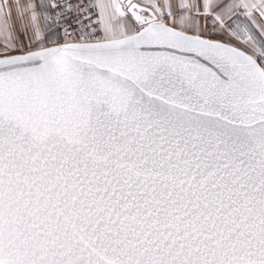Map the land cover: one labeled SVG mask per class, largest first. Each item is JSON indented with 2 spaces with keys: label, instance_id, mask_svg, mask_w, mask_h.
<instances>
[{
  "label": "snow or ice",
  "instance_id": "6c2138e0",
  "mask_svg": "<svg viewBox=\"0 0 264 264\" xmlns=\"http://www.w3.org/2000/svg\"><path fill=\"white\" fill-rule=\"evenodd\" d=\"M48 7L0 0V264H264V0Z\"/></svg>",
  "mask_w": 264,
  "mask_h": 264
},
{
  "label": "built area",
  "instance_id": "2783aa9c",
  "mask_svg": "<svg viewBox=\"0 0 264 264\" xmlns=\"http://www.w3.org/2000/svg\"><path fill=\"white\" fill-rule=\"evenodd\" d=\"M65 0H49V5L53 4V3H64ZM71 2L73 4L76 3H81L84 5H88L90 4L91 0H71ZM61 9H56V8H51L49 7V14H51L52 16H55L57 14L58 11H60ZM73 15L75 16L76 14L73 13ZM88 15H91L93 19H95V9H91L90 11H86V10H82L80 13L81 18H86ZM85 23H87V19L84 20ZM63 35V33L61 32V36Z\"/></svg>",
  "mask_w": 264,
  "mask_h": 264
},
{
  "label": "crops",
  "instance_id": "0c3cea01",
  "mask_svg": "<svg viewBox=\"0 0 264 264\" xmlns=\"http://www.w3.org/2000/svg\"><path fill=\"white\" fill-rule=\"evenodd\" d=\"M38 2L45 5V11L47 14H49V7H48L49 6V0H38ZM239 22L241 24L245 23V17L243 15L240 16ZM254 34H257V36H258V29L254 30ZM258 38H259V36H258Z\"/></svg>",
  "mask_w": 264,
  "mask_h": 264
}]
</instances>
